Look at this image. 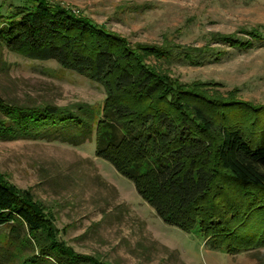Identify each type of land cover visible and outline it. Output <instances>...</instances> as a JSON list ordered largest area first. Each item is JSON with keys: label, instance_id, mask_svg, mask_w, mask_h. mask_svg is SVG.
Segmentation results:
<instances>
[{"label": "trees", "instance_id": "trees-1", "mask_svg": "<svg viewBox=\"0 0 264 264\" xmlns=\"http://www.w3.org/2000/svg\"><path fill=\"white\" fill-rule=\"evenodd\" d=\"M246 33L250 40L211 34L203 48L171 40L132 46L45 0L0 4V50L53 61L105 93L100 113L85 103L0 98V141L54 137L81 146L95 137V156L132 182L165 225L200 233L212 251L262 248L264 107L241 101L236 90L224 94L200 81L184 83L162 69L219 59L213 42L247 51L260 35ZM0 228L8 241L0 244V264H110L75 252L30 190L1 174Z\"/></svg>", "mask_w": 264, "mask_h": 264}, {"label": "rangeland", "instance_id": "rangeland-1", "mask_svg": "<svg viewBox=\"0 0 264 264\" xmlns=\"http://www.w3.org/2000/svg\"><path fill=\"white\" fill-rule=\"evenodd\" d=\"M45 1L132 46H161L171 40L203 48L211 34L250 40L246 32L255 31L260 39L247 51L213 42L219 59L161 68L181 82L200 81L224 94L236 90L241 101L264 107V0ZM15 2L22 0H0ZM0 98L59 107L85 103L100 113L105 93L53 61L34 62L1 49ZM0 174L18 189L30 190L54 218L61 239L78 254L110 264H264V247L239 254L212 251L200 233L165 225L132 182L95 156V137L81 146L54 137L0 141ZM7 242V229L0 228V244Z\"/></svg>", "mask_w": 264, "mask_h": 264}]
</instances>
